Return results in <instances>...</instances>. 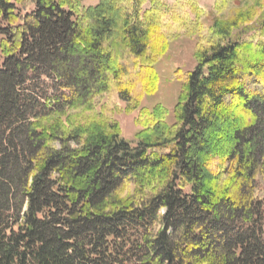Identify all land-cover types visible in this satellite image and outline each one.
I'll use <instances>...</instances> for the list:
<instances>
[{
  "label": "trees",
  "instance_id": "16d2710c",
  "mask_svg": "<svg viewBox=\"0 0 264 264\" xmlns=\"http://www.w3.org/2000/svg\"><path fill=\"white\" fill-rule=\"evenodd\" d=\"M85 1L0 0V264H264V0L206 27L197 0ZM192 16L171 123L141 105Z\"/></svg>",
  "mask_w": 264,
  "mask_h": 264
},
{
  "label": "rangeland",
  "instance_id": "374dc122",
  "mask_svg": "<svg viewBox=\"0 0 264 264\" xmlns=\"http://www.w3.org/2000/svg\"><path fill=\"white\" fill-rule=\"evenodd\" d=\"M241 2L242 0H234ZM177 0H167V3L174 5ZM98 0H86L85 5H95ZM197 3L202 7L208 15L202 16V25L208 26L212 23L215 16H219L220 13H216V0H197ZM151 3L145 4V9H148ZM195 16L191 17L190 23L187 26H181L179 29V35L172 39L168 44V48L163 55L161 61L155 65L157 74L159 75L157 91L149 95H145L142 101V105L149 109L155 107V105H161L168 111L167 121L171 123L175 122V109L182 93V82L176 78L178 72H186L192 70L197 65L195 58V51L197 49L199 34ZM204 26V27H206ZM119 107L122 109L116 111L114 119L120 123L122 129V135L124 138L132 142H136V134L141 128L140 125L135 122L138 114L136 111H127L125 102L121 101Z\"/></svg>",
  "mask_w": 264,
  "mask_h": 264
}]
</instances>
